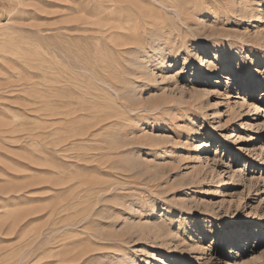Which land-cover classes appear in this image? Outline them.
Masks as SVG:
<instances>
[{"label": "rangeland", "instance_id": "1", "mask_svg": "<svg viewBox=\"0 0 264 264\" xmlns=\"http://www.w3.org/2000/svg\"><path fill=\"white\" fill-rule=\"evenodd\" d=\"M261 132L264 0H0V264H264Z\"/></svg>", "mask_w": 264, "mask_h": 264}, {"label": "bare ground", "instance_id": "2", "mask_svg": "<svg viewBox=\"0 0 264 264\" xmlns=\"http://www.w3.org/2000/svg\"><path fill=\"white\" fill-rule=\"evenodd\" d=\"M160 2H162V1H160ZM225 2V1H224ZM228 2V1H227ZM234 2V1H233ZM239 2V1H238ZM236 3V2H235ZM225 4V3H224ZM227 4V3H226ZM234 7V6H233ZM232 8V7H231ZM240 9V8H239ZM239 9H238V11H239ZM243 9V8H242ZM173 10V9H172ZM238 11H236V12H238ZM174 12H176L177 13V15H178V17H179V19H180V21L182 20V22L185 24V22H184V20H183V18L181 17V14H180V12L178 11V10H176V9H174ZM247 11H244L243 13H246ZM255 13V12H254ZM244 15V14H243ZM251 16V15H250ZM218 43V42H217ZM217 45H219V44H217ZM228 45H230V48H228V55L231 57V54L233 53V50L231 49L232 48V44L230 43H228ZM227 52V51H226ZM173 53V52H172ZM174 55H175V53H174ZM216 56L218 55V53H216L215 54ZM241 56V55H240ZM251 59V58H250ZM163 63V66H168L165 62V59H163V61H162ZM251 63H252V61H250ZM249 62V63H250ZM242 70V69H241ZM87 71V70H86ZM217 73V72H216ZM249 78V77H248ZM96 81V80H95ZM97 82V81H96ZM99 83V82H98ZM111 85V84H110ZM109 86V85H108ZM237 90V89H236ZM170 100V99H169ZM180 101V100H179ZM140 102V101H139ZM125 106V105H124ZM168 106V105H167ZM158 108V107H157ZM162 108V107H161ZM160 108V109H161ZM158 110V109H157ZM132 112V111H131ZM261 133H264V132H261ZM194 134H195V136L196 137H200L201 135H200V133H199V131H197L196 130V132H194ZM262 139H264V137H261ZM201 143V144H200ZM203 142L201 141V142H198V143H196V144H194L193 145V147L194 148H198V146L200 147V149L201 150H204L205 148H206V144H202ZM199 144V145H198ZM258 231H260L259 233H260V235H261V239H263L262 237H263V233H262V231H261V229L260 230H258ZM262 242V240H258V242H257V244L259 245L260 243ZM202 244V243H201ZM234 244H236L235 245V247L231 250V252L230 253H235V258L234 259H232V260H229L228 261V264H248L247 262H245V260H244V253H245V251L246 250H248V249H251V248H254L255 247V244H251L250 243V240H248V239H246V240H242V241H240L239 239H238V241H236ZM246 245H249V247L247 246V247H245ZM243 246V251H242V253H240L239 252V249H240V247H242ZM200 247H202V249L204 250L205 249V246L202 244ZM229 255H231V254H229Z\"/></svg>", "mask_w": 264, "mask_h": 264}]
</instances>
